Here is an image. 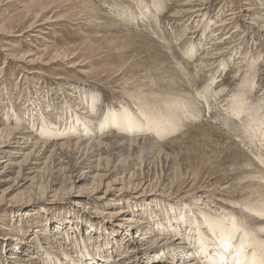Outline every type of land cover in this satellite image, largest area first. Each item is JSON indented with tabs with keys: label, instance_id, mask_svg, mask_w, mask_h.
Returning a JSON list of instances; mask_svg holds the SVG:
<instances>
[{
	"label": "bare ground",
	"instance_id": "6f19581e",
	"mask_svg": "<svg viewBox=\"0 0 264 264\" xmlns=\"http://www.w3.org/2000/svg\"><path fill=\"white\" fill-rule=\"evenodd\" d=\"M97 1L84 2V40L111 52L103 64L116 72L123 104L110 114L109 104L70 92L73 104L62 99L51 107L40 93L25 110L13 101L17 93L1 94L0 103L8 101L17 117L0 116V185L13 184L0 205L20 213L24 204L41 201L36 186L48 175L47 194L66 190L81 211L89 187L109 212L92 210L94 217L81 214L83 220L78 209L49 220L51 226L35 231L46 246L40 239L29 244L20 227L22 251L3 264H143L142 258L144 264L247 258V264L253 254L264 258V90L252 88L263 60L258 66L255 55L239 56L244 40L237 31L240 19L264 31V0L238 13L228 10L207 40L206 17L215 0ZM256 10L260 16L251 13ZM169 21L177 26L174 36ZM59 61L57 55L49 64ZM225 71L245 74L237 93L224 85ZM22 117H29L28 128ZM186 179L195 190L186 193L191 204L161 199ZM92 195L84 204L94 201Z\"/></svg>",
	"mask_w": 264,
	"mask_h": 264
},
{
	"label": "rangeland",
	"instance_id": "374dc122",
	"mask_svg": "<svg viewBox=\"0 0 264 264\" xmlns=\"http://www.w3.org/2000/svg\"><path fill=\"white\" fill-rule=\"evenodd\" d=\"M254 1L215 0L212 6L209 7L210 10L206 17L209 23L204 21V23H206L204 40H207V37H209L208 34H215L213 33V26H215L222 17L228 14V10L232 9L233 13H238L244 8L249 7L246 4L257 3L256 0ZM84 2H89V0H0V95L8 92L17 93L13 101L16 106L20 104V106H22L21 108L25 110L31 107L29 105L31 101L38 102L40 93L51 99V107H54V105L57 106V102L62 99L66 105H69L68 103L70 102L73 104L69 97L70 92L77 95L83 93L109 104L110 110L112 111L110 114L114 113L116 105L123 104L122 96L124 93H122V86H120L122 84H120L119 78L116 77V72L107 68L110 67L109 65L103 64V59L104 61L105 59H112L109 57V55H112L111 52L99 47L98 44L92 47L89 42L84 40L83 33L86 24L89 22L88 19H86L87 13L84 12ZM260 12L261 11L256 10L251 13L260 16ZM203 16L204 13L199 16V20H197L198 22H196V24L200 23ZM44 22L49 23L42 24ZM169 22L168 26L166 25V29L171 36H174V31L177 30V26L174 25L172 21ZM240 23V27L237 30L238 36H242L244 43L241 47L242 51H240L239 56L243 51L251 54V56L255 55L256 58L258 57V66L263 60V66L258 67L259 69L256 70L258 75L256 74L254 77L258 78L255 79L256 81H253L252 88H256L254 89L255 91L261 88L264 90V31L262 29L259 30V24H256L254 20L249 19V21H246L240 19ZM173 29L175 30L173 31ZM189 33L190 32L185 33L187 34L184 35V38H186L184 39L185 41L189 38ZM224 34L225 32H222L218 34V37H223ZM32 35L38 36L32 37ZM28 55H31L30 58L27 57ZM57 55H59L60 61L49 64ZM38 57L42 58L41 61L37 59L30 62L31 58L36 59ZM237 60L238 56L233 59V62ZM247 64L245 66H247ZM244 68L245 67H243V69ZM243 69L241 70L242 72ZM241 71L237 75L225 71L223 75L225 79H223L224 85L230 86V89L234 93H237L239 89L238 85L240 82L238 80L245 77V74L241 76ZM231 75H236L234 77V80L236 78V83L232 84L231 79L233 76L230 77ZM115 92L118 93L116 94ZM254 100L258 103L260 102V97L258 96ZM6 102L8 101L2 100L0 103V116L3 115L2 119L17 117L13 116V109L8 108L10 104ZM39 102L41 103L42 100ZM93 104L95 105L94 102ZM97 106L99 105H96L95 108H97ZM58 117L60 116L56 115V123H58ZM22 120L28 122L26 126L21 121V124L28 128L30 123L29 117H27V119L22 117ZM61 123L62 122H59V124ZM35 126L34 128H37V125ZM101 137L102 135H99L96 139ZM39 181V185L36 186V188H39V191L37 190L38 192H35L37 193L35 196L41 199V201H32L29 204H24V206L20 207L22 210L20 213L14 212L17 211L15 209L4 208L3 205H0V264L4 262L2 259L5 260L9 256H12L16 253L15 251L20 250V245H23L22 242H20L21 237L19 236L20 231L18 230L20 227H22V232L26 233L25 238H27V242L30 244L33 240H42V236L37 235L35 231L39 229L40 226L42 227V225H45L46 222H49V220L62 219L65 217L64 214L73 215L78 209L79 212H77V216L83 218V220L85 219L83 217L85 215H89L91 217L90 219L94 217L91 215L92 210L98 211L100 215H103L101 213L109 212V209L105 207L106 200L104 201L105 203L99 201V203L102 204L100 205L97 202L98 199H96L97 197L95 194L92 195L95 192H92V189L89 187H86V191L84 192L85 195H82L84 198L80 202L82 203L83 209L90 211L88 214L86 211L83 212V209L80 211V208H76L72 202H68L69 193L66 190L47 194L45 187L48 185V175L41 177ZM189 181L190 180L186 179L183 184H175L171 188L169 187V190H167L169 198L161 199L168 201L167 203L171 201L172 204L180 205L187 202L191 204L193 199L186 197L187 194H192L195 190L191 188L192 181ZM12 185L11 182L0 185V198H6V195L10 191H7V194H4V191ZM75 193L78 194L77 192ZM115 193L112 195H116ZM89 195H92L91 198H93L95 205H93V202L84 204L86 203L84 199H87ZM15 196L16 193L11 195V197ZM70 198H72V196ZM19 199L21 198L15 200ZM108 199L113 198L109 197ZM2 202L7 203L8 200L4 199ZM43 208L46 212L43 211ZM11 211L13 212L12 215ZM104 216H107V214H104ZM106 218L109 217L107 216ZM63 221L68 222L72 221V219L66 217ZM46 225L49 227L52 223L49 222V224ZM81 225L82 222L80 221V224L77 226ZM34 235L37 236L35 237ZM31 237H33L32 240ZM2 240L7 241L5 244L9 247L3 246L1 243ZM41 243L39 242L38 245H47L44 241H41ZM20 251H22V249ZM28 252L35 253V250L32 249ZM142 260L141 262H143V264L147 261H144V258H142ZM150 264H152V262Z\"/></svg>",
	"mask_w": 264,
	"mask_h": 264
},
{
	"label": "snow or ice",
	"instance_id": "6c2138e0",
	"mask_svg": "<svg viewBox=\"0 0 264 264\" xmlns=\"http://www.w3.org/2000/svg\"><path fill=\"white\" fill-rule=\"evenodd\" d=\"M246 260L247 258H245V260H240L239 258H237L236 264H245ZM247 264H264V258L258 259L256 255L253 254L251 260L248 261Z\"/></svg>",
	"mask_w": 264,
	"mask_h": 264
}]
</instances>
